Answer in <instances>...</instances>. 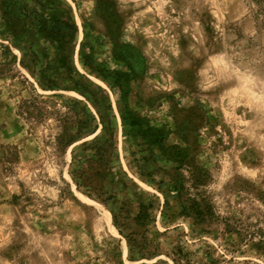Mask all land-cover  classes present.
Returning <instances> with one entry per match:
<instances>
[{"label": "rangeland", "instance_id": "rangeland-1", "mask_svg": "<svg viewBox=\"0 0 264 264\" xmlns=\"http://www.w3.org/2000/svg\"><path fill=\"white\" fill-rule=\"evenodd\" d=\"M38 2L76 31L63 50L34 35L35 58L0 26V264H264L254 241L224 229L264 222V0ZM60 53L77 88L62 72L51 89L39 76ZM32 97L51 113L25 118L18 104ZM151 132L157 142L142 136ZM159 144L183 147L204 173L191 195L209 221L183 209L185 188L139 173ZM139 204L151 256L131 252L111 218L115 205L133 215Z\"/></svg>", "mask_w": 264, "mask_h": 264}, {"label": "trees", "instance_id": "trees-1", "mask_svg": "<svg viewBox=\"0 0 264 264\" xmlns=\"http://www.w3.org/2000/svg\"><path fill=\"white\" fill-rule=\"evenodd\" d=\"M18 1L19 0L1 1L0 26L2 29H11L15 31V34H17L21 40L26 42L28 52L35 58L37 57V53L32 47V38L36 34H42L49 44L51 43L55 48H62L63 50L65 45L73 38L76 31V26L72 19L64 18L51 11L45 12L44 10H41L43 5L39 3L38 0L36 1L40 6V9L33 10L28 9L24 4H19ZM256 16L261 17V25L264 26V8H260L259 11H257ZM65 57L66 54L60 53L57 59H55L57 65L54 66L52 63H45L43 64V67L38 70L39 76L44 80V86L47 89H51V87L57 85V77L60 72L69 76L70 80L73 81V88H77L75 85H77L78 82L70 77L72 66L67 62ZM18 106L20 110L19 112L24 114L25 118L37 120L51 113L48 108L37 104L34 97L30 99H22ZM61 115L62 114L59 113L57 119L61 121V126L65 129L69 123L67 122V117H61ZM76 122L80 123V120H77ZM81 123H84V121ZM79 129L80 127H77L76 132H79ZM74 134L75 133L66 135V140L63 139L65 141L62 140L61 145H66L67 141L71 139ZM142 134L143 137L147 136L146 141L157 142L158 140V137H156V134L153 132L147 135L145 133ZM109 139L110 138L105 137L102 141L95 143L94 152L95 154L99 153V158L103 157V151L106 149L108 144L107 140ZM158 149L161 152L160 154L148 150L149 154L141 155V163L138 164L139 173L141 175H148L151 174L152 171H160L166 176V178H159L157 183H172L171 188L176 190V194L180 189L185 188V192L182 193V198H184L183 200L185 202L183 209L192 212L191 214H193L198 221H209L212 212L209 207L207 208V206H205L204 198H202V196L195 197L191 195L192 189L195 190V193L201 192L199 187L203 181L204 173L200 170L198 164L187 155L183 147L178 145H171L168 148L159 144ZM6 152L9 154L6 158L7 160H18V156L13 148ZM159 160L163 161L165 164L159 165ZM90 162L91 164L93 163L91 160ZM169 162L175 163L176 165H171ZM91 164L90 166H92ZM86 169V167L81 166L76 169V171L74 170L76 176L73 177V179L77 180L75 178L85 177ZM183 170L185 173H183ZM185 181L187 182L186 186L184 185ZM64 183L68 185L67 182ZM168 190L170 191V189ZM179 195L181 194L179 193ZM148 204L150 205L151 202ZM126 212H128V208L126 207L124 209L123 205H115L114 208H110L111 218L113 223L117 226L118 232L124 234L126 244L131 252L135 253L138 257L151 256L153 250L148 247V242L144 235L139 231V227L148 218L146 206L144 204H139L138 211L134 212L133 215L126 214ZM224 229L239 235L242 240L249 239L250 241H254L257 248L264 252V222L261 224H250V222H246L244 225H229L225 223ZM181 258L182 257L179 255V258L173 259V264H189V259L186 258L182 260ZM151 264L156 263L152 262Z\"/></svg>", "mask_w": 264, "mask_h": 264}]
</instances>
